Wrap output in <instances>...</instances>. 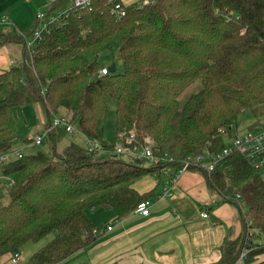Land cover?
Returning a JSON list of instances; mask_svg holds the SVG:
<instances>
[{
  "label": "trees",
  "instance_id": "trees-1",
  "mask_svg": "<svg viewBox=\"0 0 264 264\" xmlns=\"http://www.w3.org/2000/svg\"><path fill=\"white\" fill-rule=\"evenodd\" d=\"M71 1L54 0L47 10ZM116 1L125 6L124 16L112 13L111 0H93L47 31L31 55L25 43L37 21L20 34L0 33V46L21 43L24 57L0 73V154L18 137L16 106L40 103L48 124L53 115H63L61 110L72 112L86 137L112 149L103 121L109 98H115L116 132L134 130L140 142L152 137L177 163L205 150L221 151L229 144L221 129L230 135L243 111L264 104V0ZM116 42L124 71L97 77L103 67L98 56ZM197 81L201 89L180 106L179 96ZM65 132H49L52 154L38 151L1 164L15 183L9 187L10 202L0 207V264L4 255L51 233L54 237L26 264H57L97 240L89 208L113 209L123 218L157 195L155 189L137 191L134 183L148 175L160 182L166 165H138L75 142L58 152ZM263 171L238 152L210 173L201 171L221 200L240 210L242 233L224 240L220 264L240 257L248 220L254 237L244 263L264 264L259 260L264 254Z\"/></svg>",
  "mask_w": 264,
  "mask_h": 264
},
{
  "label": "crops",
  "instance_id": "crops-1",
  "mask_svg": "<svg viewBox=\"0 0 264 264\" xmlns=\"http://www.w3.org/2000/svg\"><path fill=\"white\" fill-rule=\"evenodd\" d=\"M52 1L0 0V31L22 33L34 23L36 13L47 10ZM121 1L128 5L140 0ZM3 19L6 21L3 22ZM23 61L21 43L0 46V73ZM62 112L64 114L65 109ZM260 112L258 115L263 114ZM46 122L48 124V120ZM260 126L264 127V123ZM45 127L43 123L36 132L31 130V136L28 133L25 137L18 130V137L10 152L20 150L25 154L22 148L36 145L33 144V136L43 132ZM249 127L247 130L254 129ZM56 130L60 132L64 128ZM75 132L76 129L65 134ZM78 132L82 143L70 141L85 147L87 137L80 130ZM238 133V130L231 132L225 135V139L230 138L231 142ZM8 176L3 169L0 170V179L6 180ZM161 180L164 183L165 177ZM158 182V178L148 175L134 183V188L141 193L154 189L157 192L147 216L132 211L123 218H116L113 209L101 208L104 212H99L100 208H89L87 213L99 234L97 240L57 264H219L224 240H236L242 233L239 208L228 200L222 201L220 195L207 185L205 176L199 170H188L181 174L172 185L169 196L158 198L163 187V183L158 186ZM202 212H207L208 217L202 216ZM98 214L103 218L102 222L98 221ZM41 241H33L36 244L26 248L28 241L21 250L27 256L32 255L46 244ZM259 260L264 261V254L259 256ZM3 261V264H12L11 255L8 254V259ZM27 261L22 256L19 264H26ZM235 264L245 263L240 260Z\"/></svg>",
  "mask_w": 264,
  "mask_h": 264
},
{
  "label": "built area",
  "instance_id": "built-area-1",
  "mask_svg": "<svg viewBox=\"0 0 264 264\" xmlns=\"http://www.w3.org/2000/svg\"><path fill=\"white\" fill-rule=\"evenodd\" d=\"M92 1L93 0H72L70 4L63 6L54 12H48V10L38 11L35 15L37 27L32 36L26 38L25 43L30 55L32 54L34 47L43 41L44 34L47 31L54 26H60L67 23L68 16L72 9L89 8ZM111 2L113 3L111 9L112 13L117 17L124 16L126 12L125 6L116 0H111ZM145 3H147V1H145ZM83 34L85 35V33ZM109 73H111L109 67L103 66L98 70L96 76L102 77ZM60 127L68 132L75 131L72 112H67L63 115H53L44 131L33 136V144H41L44 137L47 136L50 131ZM221 133L223 135H228V131L224 128L221 129ZM117 139L118 141L113 145V148L107 149L99 139L95 137H87L85 147L89 152H96L101 155L121 157V154L126 153L141 158L148 162L149 165H166L162 171L163 176L165 177V184L163 185L158 198L171 195L172 185L178 181L180 175L184 172L194 169L210 173L220 161L234 152L243 154L255 168H264V127L261 126H257L253 130H248L242 135L237 134L231 142L224 146L219 152L205 150L202 153L188 155L177 163H175L176 161L174 157L170 156L167 152L163 153L160 148L156 146L154 139L150 136L145 137L144 140L140 142L137 139L135 131L130 130L129 132H118ZM23 155L24 154H22L20 150H15L14 152L8 150L0 154V165L21 158ZM7 180L9 182V187L14 185L15 181L13 177L8 176ZM152 204L153 199L143 200L138 203L134 211L147 216L150 213ZM202 216L208 217V213L202 212ZM246 234V246L242 250L236 263L240 260L244 261V259L247 258L249 246L253 241L254 229L252 228L251 220H248L247 222ZM21 258L22 255L20 251H17L11 255V263L19 264Z\"/></svg>",
  "mask_w": 264,
  "mask_h": 264
},
{
  "label": "rangeland",
  "instance_id": "rangeland-1",
  "mask_svg": "<svg viewBox=\"0 0 264 264\" xmlns=\"http://www.w3.org/2000/svg\"><path fill=\"white\" fill-rule=\"evenodd\" d=\"M5 21L6 20L3 19V22ZM0 33H10V32L0 31ZM118 47L119 45L117 42L112 44L108 49L103 51L98 56L97 60L99 61L101 65L107 66V67H109L111 64H115L116 71L118 73H122L124 71V65H123V61L121 57L119 56ZM201 87H202L201 82L197 81L194 84L190 85L186 90H184V92L179 96L180 106H183L185 101L192 94L197 93L201 89ZM116 108H117L116 99L109 98L108 117L103 121V126H104V131H105V139L111 145H115L116 142L118 141L117 132H116ZM258 111H261L260 113H263V114L258 115ZM60 112L63 114L62 110ZM66 113L67 112H65V114ZM12 115L14 116L17 122L18 130H19L20 135H22V137H25L26 135H28V133L30 135L32 129H34V132H36V129H39V127L42 126L43 123L45 127V125L47 124V122L45 123V121L48 120L45 108L41 104H31V105L13 107ZM263 116H264V104H259L255 106L254 108L243 111L240 114V118H239L237 126L232 128V132L236 133V131L238 130L239 132L238 135H242L248 131L247 130L248 126H250L249 127L250 129V128H256L257 126L262 125L264 123ZM258 122L262 124H258ZM73 126L77 130V132H75L74 134L66 133L63 136H61V138L57 141V144H56L57 146L56 149L58 152H61L65 148V146L72 140L77 143H82V138L78 132L79 131L78 119H75L73 121ZM226 142L227 143L230 142V138H226ZM22 149H23L22 150L23 153L25 154H33V153H37L38 151H41L49 155L53 153V144H52L50 137L47 136V137H44V140L42 141L41 144L25 146ZM120 156H121L120 158L125 159L127 161H132L133 163L138 164V165H149L148 162L142 160L141 158H138L137 156H132L126 153L121 154ZM1 169L2 167L0 166V170ZM262 175L264 176V171ZM8 183L9 182L7 179L6 180L4 178L0 179V207L7 205L10 202ZM158 183H159L158 186L161 185V183H163V180H161ZM164 184H165V180H164L163 185ZM95 208L101 209L103 207L95 206ZM99 212H104V209H101V211ZM98 217H99V214H98ZM98 221L102 222L103 218L99 217ZM53 237H54V234L51 233L48 236H46L44 239H42V241L43 243H47ZM27 244L28 245H26L27 246L26 248H30L31 246H34L36 243H34L33 241H29ZM22 250L20 253H22L21 255L23 256L24 261H27L31 255L27 256L26 253L23 252ZM7 259H8V255H5L4 257L1 258V261L4 260L3 262H5Z\"/></svg>",
  "mask_w": 264,
  "mask_h": 264
},
{
  "label": "water",
  "instance_id": "water-1",
  "mask_svg": "<svg viewBox=\"0 0 264 264\" xmlns=\"http://www.w3.org/2000/svg\"><path fill=\"white\" fill-rule=\"evenodd\" d=\"M109 70H110L111 73H114V72L116 71L115 64H111V65L109 66Z\"/></svg>",
  "mask_w": 264,
  "mask_h": 264
},
{
  "label": "bare ground",
  "instance_id": "bare-ground-1",
  "mask_svg": "<svg viewBox=\"0 0 264 264\" xmlns=\"http://www.w3.org/2000/svg\"><path fill=\"white\" fill-rule=\"evenodd\" d=\"M44 93V92H43Z\"/></svg>",
  "mask_w": 264,
  "mask_h": 264
}]
</instances>
